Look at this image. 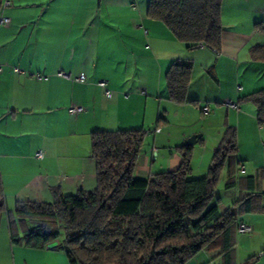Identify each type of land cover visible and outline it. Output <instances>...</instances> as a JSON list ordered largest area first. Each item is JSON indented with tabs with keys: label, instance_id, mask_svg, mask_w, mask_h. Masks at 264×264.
<instances>
[{
	"label": "crops",
	"instance_id": "1",
	"mask_svg": "<svg viewBox=\"0 0 264 264\" xmlns=\"http://www.w3.org/2000/svg\"><path fill=\"white\" fill-rule=\"evenodd\" d=\"M8 1L3 14L9 22L0 26V176L8 210L18 201L51 202L54 187L63 195L95 188L90 135L119 129L150 131L135 167V176L145 178L178 168V148L192 134L201 136L192 145L190 175L205 176L226 130H233L244 166L236 173L255 178L254 192L262 194L264 207V127L255 105L239 100L264 88V62L250 57L251 47L264 45V0H229L234 11L227 19L222 0L217 53L204 45L186 48L160 21L146 16L148 0ZM174 60L192 66L183 104L167 94L165 73ZM13 66L48 77L38 80L12 71ZM60 70L71 77L83 74L85 81L59 77ZM100 79L119 93L132 81L142 95L107 98L96 84ZM204 105L207 114L200 111ZM72 106L80 109L70 112ZM38 150L42 158L35 156ZM226 179L224 168L213 195L220 212L233 207L240 191L248 192L242 180L225 188ZM238 214L253 228L247 236L264 242V210ZM8 240L10 253L25 247L13 245L9 232ZM58 243L42 250L57 253L50 248ZM262 246L251 252L264 264ZM216 253L202 250L186 264H221ZM240 255L236 245V264L251 258Z\"/></svg>",
	"mask_w": 264,
	"mask_h": 264
},
{
	"label": "trees",
	"instance_id": "2",
	"mask_svg": "<svg viewBox=\"0 0 264 264\" xmlns=\"http://www.w3.org/2000/svg\"><path fill=\"white\" fill-rule=\"evenodd\" d=\"M222 0H148L146 16L160 21L186 48H221ZM254 61L264 62V45L250 49ZM192 66L174 60L165 73L168 98L187 102ZM208 73L213 75L211 69ZM239 100L256 107L258 124L264 121V88ZM196 103L195 101H190ZM146 130H97L90 135L96 185L63 195L51 189V202L18 201L6 208L0 176V223L6 213L10 241L15 246L63 251L69 264H186L202 250L217 252L221 264H236L238 211H262L253 176L238 177L234 131L226 130L213 152L205 176L190 175L192 146L178 148L181 163L151 178L135 176ZM225 188L244 181L248 192L233 207L219 211L214 190L223 169ZM236 206H238L236 208ZM256 260L249 259L245 264Z\"/></svg>",
	"mask_w": 264,
	"mask_h": 264
},
{
	"label": "rangeland",
	"instance_id": "3",
	"mask_svg": "<svg viewBox=\"0 0 264 264\" xmlns=\"http://www.w3.org/2000/svg\"><path fill=\"white\" fill-rule=\"evenodd\" d=\"M229 0H225V5L223 14L224 18L227 19L228 14L230 11H234V8L232 5H230ZM222 6V5H221ZM112 90L113 96H118L119 94L123 97H134V94H141V90L137 89V85L133 83L132 81L125 85V87L120 90L121 92H117L116 90ZM107 97V98H110ZM261 127V126H260ZM148 132V131H147ZM148 135H151L150 132L147 133ZM144 144L147 140V137L144 138ZM185 141V140H184ZM7 208V207H6ZM8 229H7V218L6 213H3L1 223H0V264H69L68 259L63 252L57 251V253H50L48 251H43L42 249L32 250L25 247L17 248L15 247L10 253L8 250ZM264 243V242H262ZM260 243V240L258 238H255L254 236H247V235H237L236 236V245L240 248V259H244L247 257H251L252 259L253 255H255L252 251V249H255L256 247L260 245H264ZM264 247V246H262ZM13 248V247H12ZM236 248V246H235ZM245 250V251H243ZM236 251V249H235ZM5 254V256L3 255ZM216 257H218V253H216ZM249 264H261L257 263V260H254L253 262Z\"/></svg>",
	"mask_w": 264,
	"mask_h": 264
},
{
	"label": "built area",
	"instance_id": "4",
	"mask_svg": "<svg viewBox=\"0 0 264 264\" xmlns=\"http://www.w3.org/2000/svg\"><path fill=\"white\" fill-rule=\"evenodd\" d=\"M9 5V1L8 0H2L1 3H0V26H3L5 24H7L9 22V18L3 14V9ZM3 70V67L0 66V73L2 72ZM12 71L16 72V73H20V74H30L32 77H34L35 79H38V80H46L47 79V75H43V74H40V73H29L27 72L26 70L18 67V66H13L12 67ZM57 76L59 77H65V78H70L76 82H84L85 81V76L83 74H79L77 76H73L71 77L70 75L68 74H65L63 71H58L56 73ZM96 84L101 87L103 90H104V94L106 97H110L112 95V90L108 87V82L107 80L105 79H100L96 82ZM223 104L228 106V107H231V108H234V109H237V105L234 103V102H231L230 100H224L223 101ZM80 108L77 107V106H72L70 107L69 111L70 112H76L78 111ZM200 111L202 114H207L209 112V107L207 105H204L200 108ZM261 127H264V121H262ZM148 131V132H147ZM146 133H149L150 131L147 130ZM156 132L159 131V129L157 128L155 130ZM35 156L37 158H42L43 156V153L41 150H38L36 153H35ZM239 171L243 172L244 171V166H240L239 167ZM253 232V228L251 225L249 224H246L244 223L243 221H240L238 220L237 221V224H236V233L238 234H241V235H250L251 233Z\"/></svg>",
	"mask_w": 264,
	"mask_h": 264
},
{
	"label": "water",
	"instance_id": "5",
	"mask_svg": "<svg viewBox=\"0 0 264 264\" xmlns=\"http://www.w3.org/2000/svg\"><path fill=\"white\" fill-rule=\"evenodd\" d=\"M201 134H192L184 141V145L192 146L197 142V138H199Z\"/></svg>",
	"mask_w": 264,
	"mask_h": 264
}]
</instances>
